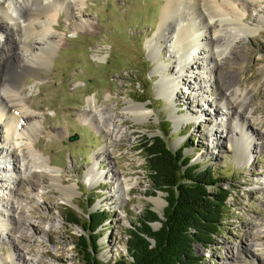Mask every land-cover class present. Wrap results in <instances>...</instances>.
<instances>
[{"label":"rangeland","instance_id":"1","mask_svg":"<svg viewBox=\"0 0 264 264\" xmlns=\"http://www.w3.org/2000/svg\"><path fill=\"white\" fill-rule=\"evenodd\" d=\"M167 1H61L51 21L55 46L51 47L46 62L38 58L29 62V54L23 53L12 23L5 19L11 29L6 33L0 28V39L6 47H13L14 54L6 67L13 71L17 63L37 68V72L28 71L18 83L21 104L25 114L32 117L35 130L30 136H16V140L21 144L30 143L36 153L50 161V167L59 169L64 186H73L74 194L65 196L54 187L49 173H41L39 169H33L35 176H31V183L21 178L16 181L14 172H6V178L11 177L7 181L5 172L0 170V201L5 203L4 207L0 206V213L12 222L5 226L0 220V264H29L28 252L42 254L44 264H84L77 243L81 234H88L83 224H87L93 213L99 212L104 220L96 229L97 258L108 263L127 254L129 230L138 225L141 218L151 216V211L163 217L167 206L165 193L153 188L142 151L136 149L144 138L165 132L169 147L176 150L187 145L184 153L192 157V163L202 168L210 166L215 176L221 177L217 189L223 185L231 191L229 218L223 220L210 244L196 246L198 254L203 256V264H264V2L254 3L260 9L257 14L251 12L245 0H239L240 12L250 11L244 17L245 24L255 28V32L248 38L240 35V39L229 45V52L222 53L215 67L206 53V44L200 45L195 58H189L192 72L181 74L186 85H178L177 94L170 97L158 94L157 84L162 76L161 71L156 70L167 66L168 75L176 74L172 69L176 67L175 56L169 47L171 35L170 42L166 39L157 42L159 52L150 53L148 48L156 36ZM176 12L165 35L178 28L177 23L185 18L187 10L182 7ZM203 13V20L208 22L207 13ZM184 20L188 21V16ZM215 24L223 30L221 45L233 39L229 34L235 32L232 22ZM203 58L213 69L220 66V78L231 76L234 85L252 90L247 123L256 132L251 136L252 148L246 158L239 147L242 141L229 142V135H239V129L230 117L228 122L221 109L234 99V91L231 97L222 96L220 78L216 75L217 80L214 79L208 69L196 68ZM199 75V80H203L202 75L208 79L202 89H197L193 83ZM235 95L242 96L241 92ZM91 99L94 105L115 115L120 131L116 145L111 143L110 129L87 116ZM130 100L146 104L149 116L133 117L127 109ZM186 106L194 109L188 116L189 122L180 118L187 113ZM201 112L204 122L198 124L195 116ZM175 117L187 123L175 124ZM241 120L237 122L239 127ZM226 128V132L221 133ZM2 144H5L3 138L0 139ZM6 145L9 147L12 143ZM24 156L27 159L26 149ZM12 164H15L12 158H0L1 167L13 168ZM94 168L96 172L105 173L104 180L88 181L87 173ZM115 173L121 179L126 177L130 187L133 186L128 193L122 195L118 191L113 178ZM12 184H16L18 192L15 198L10 190ZM158 197L163 200L161 214L151 200ZM8 199L10 210L5 209ZM21 202L30 205L27 209L32 212L30 216L21 210ZM72 215L79 219V225L68 221ZM26 216L33 219L31 225L25 222ZM47 224L53 229L43 235L42 227ZM152 225L157 229L160 222ZM17 245L27 251L28 245L30 251Z\"/></svg>","mask_w":264,"mask_h":264},{"label":"bare ground","instance_id":"2","mask_svg":"<svg viewBox=\"0 0 264 264\" xmlns=\"http://www.w3.org/2000/svg\"><path fill=\"white\" fill-rule=\"evenodd\" d=\"M61 1L62 3L71 2V0H0V28L3 29V32L5 31L7 33L11 28L8 24H6L7 21L5 22V19H8L9 22L12 23L14 30L17 32L19 39L18 41L22 43L23 53L29 54V62H32L33 58L42 59V61L46 62L51 55L53 49H51V47H54L55 43H53L54 37L52 35L50 26L51 21L54 20L52 17L54 16L55 8L59 3H61ZM250 1L248 2L247 0H245L244 3H246L247 6L251 8V12L254 11V13L256 12L257 14L260 13V9L257 8L254 3H258L261 0ZM262 1L264 2V0ZM239 5V0H168L165 3L163 14L161 17L162 20L156 32V36L151 39V45L148 46V48L150 53L157 52V42L161 39H166L168 43L170 42L169 35H171L172 43L169 47L171 48V52L173 54L171 55L175 56L174 62L176 63V69H172L176 71V74L168 75L169 72H166V70H168L166 68L167 66H165L163 70H159V68L156 70L157 72L161 71L162 76V79L157 84L158 94L171 97L177 94L176 87L178 85H186V81L182 78L181 74L184 72H192V66L188 65L190 64L189 58H195L194 55L196 54V49H198L200 45L203 46L204 44H206V53L210 58L209 60L212 66L215 67L220 61L219 57L222 56V53L228 51L229 45L234 43L237 39H240V35H244V38H248L250 34L255 32L256 29L246 25L244 21L245 15L250 11L244 10L243 12H240ZM182 7L183 9L187 10V12L185 13V18L188 16V21L184 20L185 18H180L179 23H177L178 28L176 30L168 31V36L165 35L166 30L170 29V26H168V24L171 25L172 22L169 21L174 18L176 9L178 8L179 10H181ZM204 7L205 9L202 10L199 14L196 13ZM203 11H205L209 17L208 22L203 20ZM177 14L178 12H176V15ZM218 21L220 23L223 21H230L233 23L232 25H234V27L231 28L235 30V32L232 34V32H230L229 30V34H231L230 38L233 37V39H231L230 41L227 40L224 45H221L220 43V36L222 35L223 30L221 27H218V25L215 24ZM210 27H213V30H211ZM198 30L200 31V33H197ZM236 34L238 35L234 36ZM196 35H198V38H195ZM13 55V47L11 48L10 45L6 47L5 43H3L0 39V139L3 138V142L5 143L0 145V158H12L15 163L12 164L13 168L0 166V170L5 172L4 177L7 181H10L11 177L9 176L6 178V172H14L17 175L16 181L21 178L25 179L28 182L30 181L29 183H31V176H35L33 172L35 170L33 169H39L41 170V173H49L54 187L61 190V192L65 196L70 197L74 194V187L64 186L60 170L54 167H50V161L45 159L38 152L36 153L34 148H31V146H29L30 143L21 144L16 140V136H30L35 130V123L31 121L32 117L25 114V108L21 104L23 100L20 97V89L18 83L20 82V78H22L28 71L37 72V68H35L33 65H22L16 63L12 71V68H7L6 66L8 63H10L9 61L10 59H12ZM196 68L198 70L208 69L210 71V74L213 75L214 79L216 80V75L218 78L221 77V75L219 77L220 66H218L216 69H213L212 67H209L204 58L202 62H198ZM201 74H203V72H201ZM199 79L200 75L197 77V79L195 76V81L193 83L197 86V89H202L204 87L203 82H208V79L205 75L201 76V79L203 80ZM234 82L235 80L232 79L231 76L226 77L224 75L219 79V89L221 90V94L223 97L229 96L230 93L234 91L233 96L231 95L234 99L232 101H229L226 107L222 106L221 109L224 111V115L226 116L228 122H230V117L231 120L236 124V127H238L239 129V135L234 133L229 135V142L233 140L242 141L243 143L239 145V147L242 148L243 158H246L248 157L249 150L252 148L251 136L254 134V132H256L255 130L253 132L252 128H250L247 123V120H249L248 118L251 113L250 99L252 97V90H242L243 88L241 89L239 85H234ZM236 86H239V88H236ZM239 92H241L242 96L236 97L237 94L235 95V93ZM91 100L88 101L89 104L87 109V116L89 118H93L98 125L101 124L103 127L108 128L107 130L110 129V140L112 141L111 143H114L116 145L117 140L120 136V131L117 130L118 124L114 121L115 115L94 105V99L92 101ZM236 101L237 104L235 103ZM147 108L148 107L146 106V104H138L133 100H130L127 107L128 112H130L133 117H137V119H143L149 116L150 112ZM186 108L188 110L187 113L180 115V118L184 121L189 122L190 119L188 118L192 115L194 109L192 107L189 108L188 106H186ZM240 109L242 110V120L239 119ZM23 114H25L26 116H24ZM203 117V112H201V114H196L195 118L198 121V124L204 122ZM22 120L24 121V123H21ZM182 120L175 117V124H180V121L184 122ZM239 120L242 121V123L239 124L240 127L237 125V122ZM20 124L21 127L19 128L18 126H20ZM225 127L226 126L224 125L223 128ZM227 128L222 129L221 133L226 132ZM249 129H251V131H249ZM246 135L248 138L246 137ZM6 143H12V146L10 145L9 147H7ZM25 149L26 153L28 154L27 159H25L24 156ZM95 170L96 169L94 168L88 171V181H91L93 183L94 181H96V178H98V182L100 180H104V177H106L104 176L105 173L99 171L96 172ZM15 177L16 176H14V178ZM113 178L115 179V182L117 184L116 187L118 191L122 195H124V193H128L129 190L133 188V186L130 187V182L126 177V179H121L120 176L115 173L113 174ZM10 190H12V198H15L16 194H18V192L16 191V184H12V188H10ZM120 193L119 195H121ZM151 200L156 203L158 207L156 208V210L161 214V211L163 209V200L160 197L151 198ZM4 204L5 203H2L1 200L0 206H3ZM20 204L21 210L25 211L26 213H28V216H30L32 212L27 211L30 205L27 203L23 204L22 202ZM7 208L8 210H10L9 199L7 201L5 209ZM12 208H14L13 204ZM28 216H26L25 222L27 224L30 223L31 225V220L33 219H30ZM0 220L4 223V225L10 224L9 221L11 222L10 218L7 219V217L4 216V213H0ZM52 227L53 226L49 224L42 227L43 235L50 229L52 230ZM13 230L14 228L12 225V232ZM19 248L27 251V249L25 248ZM26 248H28V251H30L28 245L26 246ZM27 254H30V260H28L27 256H24V259L28 260L29 264L45 263L44 260H41L42 254L39 255L35 254L34 252H28ZM8 257L11 258V255H9Z\"/></svg>","mask_w":264,"mask_h":264},{"label":"trees","instance_id":"3","mask_svg":"<svg viewBox=\"0 0 264 264\" xmlns=\"http://www.w3.org/2000/svg\"><path fill=\"white\" fill-rule=\"evenodd\" d=\"M165 135L168 133L146 137L136 147L145 158L153 188L165 193L163 217L151 211V216L141 218L129 230L127 254L104 263L96 254V229L104 216L93 213L83 224L88 234H81L77 243L84 264H203L196 246L210 244L223 220L229 218L231 191L223 185L217 189L221 177L210 166L192 163V157L184 153L187 145L176 150L169 147ZM68 221L80 224L75 215ZM154 222H160V227L155 229Z\"/></svg>","mask_w":264,"mask_h":264},{"label":"water","instance_id":"4","mask_svg":"<svg viewBox=\"0 0 264 264\" xmlns=\"http://www.w3.org/2000/svg\"><path fill=\"white\" fill-rule=\"evenodd\" d=\"M161 217V216H160ZM161 225V224H160Z\"/></svg>","mask_w":264,"mask_h":264}]
</instances>
